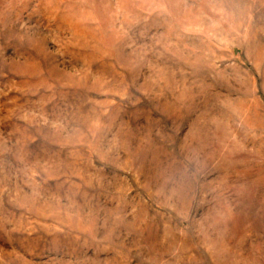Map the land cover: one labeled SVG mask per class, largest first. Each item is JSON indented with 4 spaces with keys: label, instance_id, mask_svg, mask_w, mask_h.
<instances>
[{
    "label": "rangeland",
    "instance_id": "374dc122",
    "mask_svg": "<svg viewBox=\"0 0 264 264\" xmlns=\"http://www.w3.org/2000/svg\"><path fill=\"white\" fill-rule=\"evenodd\" d=\"M0 264H264V0H0Z\"/></svg>",
    "mask_w": 264,
    "mask_h": 264
}]
</instances>
